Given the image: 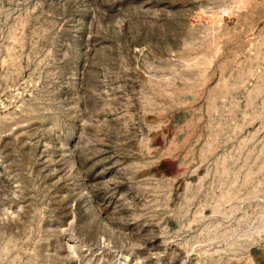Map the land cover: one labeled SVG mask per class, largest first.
<instances>
[{"label":"rangeland","instance_id":"374dc122","mask_svg":"<svg viewBox=\"0 0 264 264\" xmlns=\"http://www.w3.org/2000/svg\"><path fill=\"white\" fill-rule=\"evenodd\" d=\"M0 264H264V0H0Z\"/></svg>","mask_w":264,"mask_h":264}]
</instances>
